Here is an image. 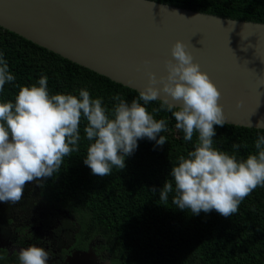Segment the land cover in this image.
Returning a JSON list of instances; mask_svg holds the SVG:
<instances>
[{
	"label": "trees",
	"instance_id": "obj_1",
	"mask_svg": "<svg viewBox=\"0 0 264 264\" xmlns=\"http://www.w3.org/2000/svg\"><path fill=\"white\" fill-rule=\"evenodd\" d=\"M156 1L264 23V0ZM0 53L16 77L0 92V100L14 101L19 90L16 85H31L41 75L48 77L50 94L78 95L79 89L87 88L93 98H103L109 112L115 95L128 102L138 97V90L2 26ZM159 104L153 101L146 107L155 119L167 121L168 130L161 133L167 138L163 146L148 138L140 139L138 148L125 158L123 170L113 167L109 176L94 175L84 163L90 141L84 133L87 121L82 118L79 151L65 157L52 177L39 181L41 187L58 206L70 211L68 226L77 224L73 230L79 229L81 244L86 246L94 240L110 264H264V187H257L227 218L215 210L195 215L176 208L172 202L174 191L166 203L160 200L159 190L171 179L172 165L194 149L198 134L194 133L192 141H185L171 113L152 111ZM262 134L264 129L226 123L216 126L213 146L233 154V143H239L243 146L235 154L243 159L256 153L255 141Z\"/></svg>",
	"mask_w": 264,
	"mask_h": 264
},
{
	"label": "clouds",
	"instance_id": "obj_2",
	"mask_svg": "<svg viewBox=\"0 0 264 264\" xmlns=\"http://www.w3.org/2000/svg\"><path fill=\"white\" fill-rule=\"evenodd\" d=\"M171 56L167 76L158 80L150 73L148 85L139 89L131 102L115 95L111 112L103 98H93L87 88L79 89L78 95L50 94L46 75L31 85H16L19 90L14 101L0 100V202L19 203L28 183L52 177L65 157L79 151L82 118L87 121L84 133L90 141L84 163L94 175L109 176L113 167L123 170L125 158L138 148L140 139L163 146L167 138L161 133L168 130L167 121L155 119L146 107L159 101V107L152 111L171 113L185 141L198 134L194 149L172 165L171 179L159 190L160 200L166 203L174 191L172 202L180 210L195 215L215 210L226 218L236 213L246 197L257 187H264V134L255 141L256 153L243 159L235 154L243 146L239 143H233V154L214 147L216 126L226 124L219 102L221 90L194 61L183 40L174 43ZM15 79L0 53V92ZM258 127H264V122ZM152 191L157 190L153 187ZM86 251L91 254L89 261L96 258L90 247ZM18 259L19 264H49V252L33 244L20 249ZM81 260L68 264H88Z\"/></svg>",
	"mask_w": 264,
	"mask_h": 264
},
{
	"label": "water",
	"instance_id": "obj_3",
	"mask_svg": "<svg viewBox=\"0 0 264 264\" xmlns=\"http://www.w3.org/2000/svg\"><path fill=\"white\" fill-rule=\"evenodd\" d=\"M0 26L136 90L150 73L167 76L172 46L183 40L221 90L226 123L264 129L262 22L156 0H0ZM90 257L78 258L102 264Z\"/></svg>",
	"mask_w": 264,
	"mask_h": 264
},
{
	"label": "flooded vegetation",
	"instance_id": "obj_4",
	"mask_svg": "<svg viewBox=\"0 0 264 264\" xmlns=\"http://www.w3.org/2000/svg\"><path fill=\"white\" fill-rule=\"evenodd\" d=\"M69 218L70 211L49 198L39 181L28 183L19 203L0 202V264H19V250L33 244L49 252V264H68L89 247L97 259L106 261L94 240L81 244L79 229L73 230L77 224L69 227Z\"/></svg>",
	"mask_w": 264,
	"mask_h": 264
},
{
	"label": "rangeland",
	"instance_id": "obj_5",
	"mask_svg": "<svg viewBox=\"0 0 264 264\" xmlns=\"http://www.w3.org/2000/svg\"><path fill=\"white\" fill-rule=\"evenodd\" d=\"M17 263H19V261H17Z\"/></svg>",
	"mask_w": 264,
	"mask_h": 264
}]
</instances>
